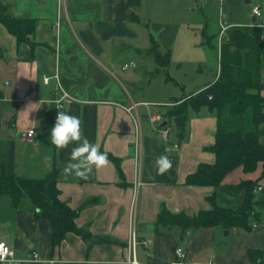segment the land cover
Listing matches in <instances>:
<instances>
[{"label":"crops","instance_id":"crops-1","mask_svg":"<svg viewBox=\"0 0 264 264\" xmlns=\"http://www.w3.org/2000/svg\"><path fill=\"white\" fill-rule=\"evenodd\" d=\"M150 2L0 0L11 16L36 21L31 38L36 43L34 50L25 43L18 45L0 24V174L5 171L41 179L56 169L60 199L72 209L80 208L75 222L91 234L84 241L68 233L59 246L52 248L49 223L34 216L27 198L21 199L18 211L12 207L11 199L0 200V241L10 246L19 259L31 251L40 259L22 264H124L131 232L138 240L149 241L137 248L142 264L171 261L178 246L184 250L185 264H257L261 258L252 261L249 252L264 255V222L250 231L216 226L184 232L155 224L161 204L171 213L193 216L199 210L211 209L206 198L213 193L220 207L233 209L242 194L230 193L225 186L257 179L264 186V177L259 164L253 173L234 169L216 188L184 183L198 165L215 162V155L206 148L215 143L216 117L206 106H188L183 119L167 118L166 113L214 83L219 71L213 82L170 100L141 98L139 93H133V78L125 73L127 70H121L127 62L119 64L121 47L140 51L136 41L139 27L150 21ZM254 6L260 8L262 17L261 5L254 4L250 7L252 22L227 24L224 34L232 27L251 26L260 27L264 33V21L256 24L260 17L252 15ZM45 77L50 78L48 83H44ZM61 89L69 99L62 100L59 110L78 116L84 135L100 151L117 159L119 168L108 159V165L93 169L87 180L64 174L75 145L58 151L48 139ZM260 94L264 96V90ZM133 104L134 109L127 112ZM153 116L161 120L152 123ZM171 122L176 126L172 135ZM164 127L169 128L165 138ZM30 129L35 134L24 137ZM162 155L169 158L172 166L159 174L156 160ZM231 235L234 243L216 248L222 236ZM238 238L241 241L236 244Z\"/></svg>","mask_w":264,"mask_h":264},{"label":"trees","instance_id":"trees-1","mask_svg":"<svg viewBox=\"0 0 264 264\" xmlns=\"http://www.w3.org/2000/svg\"><path fill=\"white\" fill-rule=\"evenodd\" d=\"M0 24L15 37L18 45L25 43L31 50L35 49L36 43L31 40L36 27L34 19L13 17L7 5L0 4ZM151 41L149 53L158 67H167L169 52L162 54L153 39ZM261 69H264V35L260 27H232L221 41L217 80L166 113L167 118L180 116L183 119L188 106L194 109L206 106L216 117L215 143L206 148L215 155V162L198 165L197 170L185 178L186 185L216 188L234 169L253 173L259 164L262 167L261 177H264V96L260 94L264 83L260 82ZM179 128H182V123ZM107 155L119 168L118 160ZM57 177L56 169L41 179L24 178L5 171L0 174V195L10 197L15 211H18L21 199L27 198L34 216L48 221L52 248L59 246L68 233H74L84 241L91 238V234L75 222L80 208L72 209L60 199ZM258 181L242 180L225 186L230 193L242 194L239 204L233 209L220 207L213 193L206 198L211 209L199 210L193 216L183 212L171 213L161 204L155 224L163 229L177 227L184 232L216 226L225 230L239 227L250 231L262 224L264 188L255 192L260 185ZM88 204L89 201L84 206ZM100 240L96 239L97 242ZM249 254L252 261L262 255L258 252L255 255L253 251Z\"/></svg>","mask_w":264,"mask_h":264},{"label":"rangeland","instance_id":"rangeland-1","mask_svg":"<svg viewBox=\"0 0 264 264\" xmlns=\"http://www.w3.org/2000/svg\"><path fill=\"white\" fill-rule=\"evenodd\" d=\"M150 1L151 4L147 6L151 13L150 21L139 27L140 36L136 41L140 51L132 52L121 47L119 62L132 61L135 64L134 68L127 69L125 73L133 78L131 83L136 84L133 93H139L141 98L152 96L170 100L213 82L219 71L221 41L229 32L227 30L224 34V26L251 23L250 7L254 4L261 5L264 11V0H249L250 3L248 0ZM261 21H264V12L255 23ZM151 39L161 53L169 51L167 67H158L149 51L146 52L152 47ZM260 82L264 83V69L260 71ZM170 129L172 135L176 130L175 123H170ZM0 198L7 202L10 200L7 195ZM232 236H222L216 248L234 243ZM240 241L241 238H238L236 244Z\"/></svg>","mask_w":264,"mask_h":264},{"label":"clouds","instance_id":"clouds-1","mask_svg":"<svg viewBox=\"0 0 264 264\" xmlns=\"http://www.w3.org/2000/svg\"><path fill=\"white\" fill-rule=\"evenodd\" d=\"M30 134L34 135V132L30 130ZM48 139L49 143L58 151L68 148L69 145H75L71 148L69 162L63 169L66 176L74 174L81 179L87 180L93 169L103 168L109 163L107 153L101 152L99 146L90 142L84 135L83 122L76 115L58 109L55 123L50 130ZM171 166V161L165 155L160 156L156 160L159 174H163Z\"/></svg>","mask_w":264,"mask_h":264},{"label":"built area","instance_id":"built-area-1","mask_svg":"<svg viewBox=\"0 0 264 264\" xmlns=\"http://www.w3.org/2000/svg\"><path fill=\"white\" fill-rule=\"evenodd\" d=\"M251 12L255 18H259L261 16V10L258 6L252 7ZM224 30L225 28H223L222 31ZM134 66L135 64L132 62L123 64L121 66V70L125 71L129 68H134ZM55 78L58 79V76L56 75ZM49 79L50 78L48 77L43 78L44 83H48ZM63 99H69V96L68 94L62 91L61 98L55 101L56 107L58 109L62 108L61 102ZM134 107H135V104H133L128 109H126L127 112H130L132 109H134ZM160 120H161L160 116H153L150 118V121L152 123L160 121ZM30 130H32L35 134L34 129H30ZM30 130H28L24 134V137L31 138L33 136L30 134ZM168 131H169V128L164 127L162 129V136L164 138L168 135ZM262 188H264V186L262 185L257 186L255 189V192H260ZM148 243H149L148 240H138L135 236V233L131 232L130 238L127 243L128 256L124 264H142L138 260V257H137V248L138 246H145ZM184 258H185L184 250L181 246H178L174 250V258L171 261L160 262L159 264H185ZM28 262H40L38 254L34 251H31V252H28L24 258L19 259L16 257L14 250L10 246H8L5 242L0 241V264H22V263H28ZM257 264H264V255H262L260 262Z\"/></svg>","mask_w":264,"mask_h":264},{"label":"water","instance_id":"water-1","mask_svg":"<svg viewBox=\"0 0 264 264\" xmlns=\"http://www.w3.org/2000/svg\"><path fill=\"white\" fill-rule=\"evenodd\" d=\"M179 121H180V117H177L176 118V122H177V124H179ZM162 125H164V123L162 124ZM227 233V231H225V234ZM256 262H258V259L256 260Z\"/></svg>","mask_w":264,"mask_h":264}]
</instances>
